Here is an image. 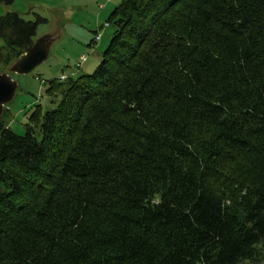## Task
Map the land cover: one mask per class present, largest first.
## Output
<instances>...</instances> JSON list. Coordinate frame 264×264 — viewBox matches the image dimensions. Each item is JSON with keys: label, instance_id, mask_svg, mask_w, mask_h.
<instances>
[{"label": "trees", "instance_id": "trees-1", "mask_svg": "<svg viewBox=\"0 0 264 264\" xmlns=\"http://www.w3.org/2000/svg\"><path fill=\"white\" fill-rule=\"evenodd\" d=\"M5 12L21 55L42 18ZM105 21L92 73L48 81L23 134L0 119V264L264 259V0H122Z\"/></svg>", "mask_w": 264, "mask_h": 264}, {"label": "rangeland", "instance_id": "rangeland-1", "mask_svg": "<svg viewBox=\"0 0 264 264\" xmlns=\"http://www.w3.org/2000/svg\"><path fill=\"white\" fill-rule=\"evenodd\" d=\"M120 2L122 0H0V17L5 11L13 10L27 21L42 18L34 42L44 35L54 37L45 62L26 74L10 72L19 55L0 40V74L8 73L18 84L13 100L6 103L0 116L5 126L23 134L27 115L34 107L40 105L44 110L50 106L45 93L48 81H63L62 75L74 78L93 72L113 32L105 20ZM96 34H100L99 40H95ZM81 56L85 59L81 60ZM239 264H264V259Z\"/></svg>", "mask_w": 264, "mask_h": 264}, {"label": "water", "instance_id": "water-1", "mask_svg": "<svg viewBox=\"0 0 264 264\" xmlns=\"http://www.w3.org/2000/svg\"><path fill=\"white\" fill-rule=\"evenodd\" d=\"M54 41L52 35H44L38 38L32 46L13 63L10 72L17 74L30 73L34 68L45 62L48 58L51 44ZM18 84L8 73L0 74V116L6 103L11 102L15 96Z\"/></svg>", "mask_w": 264, "mask_h": 264}, {"label": "built area", "instance_id": "built-area-1", "mask_svg": "<svg viewBox=\"0 0 264 264\" xmlns=\"http://www.w3.org/2000/svg\"><path fill=\"white\" fill-rule=\"evenodd\" d=\"M108 24H106V26H107ZM100 39V34H96V36H95V40H99ZM85 59V57L84 56H81V60H84ZM63 77V78H62ZM62 77H61V80H64L65 79V77L62 75Z\"/></svg>", "mask_w": 264, "mask_h": 264}, {"label": "crops", "instance_id": "crops-1", "mask_svg": "<svg viewBox=\"0 0 264 264\" xmlns=\"http://www.w3.org/2000/svg\"><path fill=\"white\" fill-rule=\"evenodd\" d=\"M13 1V0H12Z\"/></svg>", "mask_w": 264, "mask_h": 264}]
</instances>
